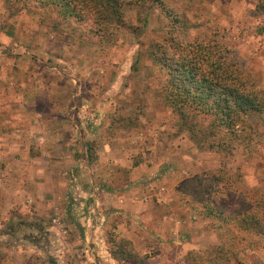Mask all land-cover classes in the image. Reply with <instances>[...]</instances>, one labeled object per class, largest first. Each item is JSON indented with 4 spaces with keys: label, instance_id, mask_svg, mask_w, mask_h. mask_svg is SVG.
Instances as JSON below:
<instances>
[{
    "label": "rangeland",
    "instance_id": "1",
    "mask_svg": "<svg viewBox=\"0 0 264 264\" xmlns=\"http://www.w3.org/2000/svg\"><path fill=\"white\" fill-rule=\"evenodd\" d=\"M258 1L131 3L122 8L123 23L97 35L60 21L50 8L0 0V148L7 147L0 149V264H102L94 256L109 254L110 234L120 237L114 208L153 190L148 173L134 168L148 160L157 179L172 183V206L184 211L179 232L188 235L189 218L199 217L202 240L194 251L215 257L223 247L224 264H264V122L247 146L202 147L167 105L162 72L148 52L155 42L199 43L246 85L264 89ZM11 165L17 184L4 187ZM112 178L116 207L103 191ZM8 190L18 194L13 202L2 200ZM106 210L103 240L93 242L96 217ZM246 213L262 230L240 221ZM206 227L214 229L208 244ZM150 240L145 253L136 251L143 264H186L172 258L176 244L166 254L171 261L159 263Z\"/></svg>",
    "mask_w": 264,
    "mask_h": 264
},
{
    "label": "trees",
    "instance_id": "2",
    "mask_svg": "<svg viewBox=\"0 0 264 264\" xmlns=\"http://www.w3.org/2000/svg\"><path fill=\"white\" fill-rule=\"evenodd\" d=\"M13 1L50 8L60 21H66L74 29H86L99 35L109 27L117 28L123 23L122 8L125 5L135 3L141 6L146 0ZM256 7L264 11V1L259 0ZM206 47L199 43L155 42L150 44L148 52L151 61L162 72L165 100L177 115L180 126L202 147L231 152L240 144L247 146L256 138L258 123L264 122V89L255 90L246 85L224 57H214V52ZM239 219L243 224L262 230L255 214L246 213ZM110 236L108 251L112 259L145 263L129 239L117 238L114 233ZM216 252L215 257H207L190 250L184 261L186 264H224L222 259L227 255L226 251L220 247Z\"/></svg>",
    "mask_w": 264,
    "mask_h": 264
},
{
    "label": "crops",
    "instance_id": "3",
    "mask_svg": "<svg viewBox=\"0 0 264 264\" xmlns=\"http://www.w3.org/2000/svg\"><path fill=\"white\" fill-rule=\"evenodd\" d=\"M82 125V124H81ZM80 125V126H81ZM52 142L55 145H63L60 144V142H56L52 140ZM65 144H69V140H66ZM7 147H2L0 149H5ZM9 148H14V145L10 146ZM12 156V160L15 159V157ZM153 160V159H152ZM151 160V161H152ZM149 161V160H148ZM141 162L139 165H136L134 168H137L139 170H143L144 173H148V179L147 180V186H151L153 190H148L145 194H143V197L141 198L140 202L136 200V203H131V201H134L131 199V201L128 199V197H124V204L121 207H116L117 204L112 199V191L114 189L113 178L112 180H105L108 181L105 188H103V191L107 192V197H110L109 202L113 204L115 209V212L117 214L121 215V220L116 224L115 226V232L118 236L129 239L135 250L139 254H143L147 251L148 247L146 246L147 241H151L150 239L153 238V244L150 246V248L155 247V244L158 245L157 248L160 250V253L158 254L159 263H161L164 260H167L168 262L171 261L170 255L166 256L167 253H170V248H173V244L175 245V251H173L172 258L175 260L177 257L181 256L182 260H184L185 254L193 249L198 248V241L199 238L197 236V231L199 230V227H197V223L199 220V217L194 215L192 218H194L193 221L189 222V233L182 234L181 230H184L186 225L184 224V218H183V212L181 209L176 208V206H172V198L171 194L172 191L170 190L171 185H167V182L169 180L167 179H157L154 172L156 171V167L154 163H150V161ZM116 162V161H115ZM155 167V168H154ZM15 170L13 168V165L9 167L8 177L3 178V186H16L17 180H16ZM111 181V182H110ZM170 182V181H169ZM101 185V184H100ZM155 186V187H154ZM13 189V188H12ZM15 190V189H14ZM14 190H8L3 193L2 200L3 202H13L14 199L18 197L17 192ZM125 193V192H124ZM155 196V197H154ZM123 198V197H121ZM123 201V200H122ZM2 202V203H3ZM155 202H159L158 205L153 204ZM6 204V203H4ZM153 204V205H152ZM170 206H169V205ZM175 205V204H174ZM177 205V204H176ZM159 208V210L156 211V209ZM113 212V210H110ZM98 212V211H97ZM180 212V213H179ZM188 214L189 210L187 211ZM106 213H108V210H106L105 213H100V217H96L97 220L100 219L97 223L94 224L95 228L93 231L94 235H90V238L93 242L98 239L99 241H102L103 236H101L102 232L101 229H104L103 220ZM160 213V215L158 214ZM169 220H173L172 223H170ZM168 224V225H167ZM171 224H173V227H171ZM210 226V224H209ZM100 228V229H99ZM89 229V228H88ZM209 229V230H208ZM173 230V237H176L175 240H173V237H170V232ZM206 231L204 233L203 241L208 244L207 237L209 235V231H212V235L214 233V229H210L209 227L205 229ZM99 232V233H97ZM98 234V235H97ZM215 235V234H214ZM173 242V243H172ZM208 242V243H207ZM178 248V250H176ZM166 250V253L164 251ZM172 251V250H171ZM177 253H180L177 254ZM165 254V255H164ZM94 260L98 263L102 264H111L113 261L112 258L108 253H100L98 254V257L96 258L94 256ZM114 262V261H113ZM167 262V263H168ZM256 262L252 259H249V264H255ZM237 264V263H235Z\"/></svg>",
    "mask_w": 264,
    "mask_h": 264
}]
</instances>
